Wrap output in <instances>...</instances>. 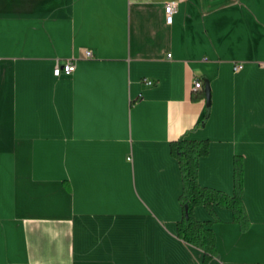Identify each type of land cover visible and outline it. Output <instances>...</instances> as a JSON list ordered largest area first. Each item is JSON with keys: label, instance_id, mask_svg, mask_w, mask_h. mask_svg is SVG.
I'll return each mask as SVG.
<instances>
[{"label": "crops", "instance_id": "obj_1", "mask_svg": "<svg viewBox=\"0 0 264 264\" xmlns=\"http://www.w3.org/2000/svg\"><path fill=\"white\" fill-rule=\"evenodd\" d=\"M169 1L0 0V264H203L176 233L180 137L209 141L202 186L231 194L242 162L245 229L193 208L205 264H264V0H175L167 23Z\"/></svg>", "mask_w": 264, "mask_h": 264}, {"label": "trees", "instance_id": "obj_2", "mask_svg": "<svg viewBox=\"0 0 264 264\" xmlns=\"http://www.w3.org/2000/svg\"><path fill=\"white\" fill-rule=\"evenodd\" d=\"M193 99L204 98L201 90ZM207 115V114H206ZM170 154L176 159L181 173V192L178 200L182 208V217L176 223V233L185 242L202 250V262L205 264L216 254L215 236L210 227L194 218L193 208L203 206L214 214L215 206L230 209L234 221L238 222L242 229L248 226V218L242 201V162L240 157L233 159L232 193L227 194L219 189L202 186L197 180L198 160L208 153L209 141L190 140L180 137L169 145Z\"/></svg>", "mask_w": 264, "mask_h": 264}, {"label": "built area", "instance_id": "obj_3", "mask_svg": "<svg viewBox=\"0 0 264 264\" xmlns=\"http://www.w3.org/2000/svg\"><path fill=\"white\" fill-rule=\"evenodd\" d=\"M176 9V1L172 0L164 5V14H165V21L167 23H170L172 21V14ZM85 57L91 58L92 53L90 50H85L84 51ZM242 67L241 63H235L233 65L234 70H238ZM75 69V61L73 59H65L64 61H57L56 65L53 68V74L55 76H60V75H69L71 74ZM143 82L147 85L152 84L151 80L148 79H143ZM202 87V82L199 80H195L192 86L193 91H197Z\"/></svg>", "mask_w": 264, "mask_h": 264}, {"label": "water", "instance_id": "obj_4", "mask_svg": "<svg viewBox=\"0 0 264 264\" xmlns=\"http://www.w3.org/2000/svg\"><path fill=\"white\" fill-rule=\"evenodd\" d=\"M203 92H204L206 106H209V104H210V92H209V83H208L207 79L204 80Z\"/></svg>", "mask_w": 264, "mask_h": 264}]
</instances>
